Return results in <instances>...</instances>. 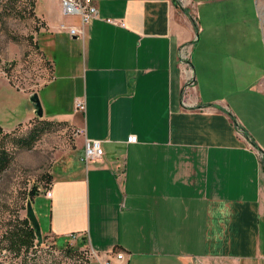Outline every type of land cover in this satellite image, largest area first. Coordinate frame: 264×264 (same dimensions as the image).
<instances>
[{"label":"crops","instance_id":"1","mask_svg":"<svg viewBox=\"0 0 264 264\" xmlns=\"http://www.w3.org/2000/svg\"><path fill=\"white\" fill-rule=\"evenodd\" d=\"M263 1L93 0L81 24L35 0L43 118L82 131L50 166L44 236L114 264H264Z\"/></svg>","mask_w":264,"mask_h":264},{"label":"rangeland","instance_id":"2","mask_svg":"<svg viewBox=\"0 0 264 264\" xmlns=\"http://www.w3.org/2000/svg\"><path fill=\"white\" fill-rule=\"evenodd\" d=\"M41 1L57 17L59 0ZM35 14V0H0V128L15 131L0 139V146L12 154L9 167L0 175V263L102 264L103 259L88 247L63 240L56 245L44 236L48 205L43 191L50 181V166L74 149L81 135L79 128L69 124L72 113L53 117L30 149H19L11 142L10 136L25 135L31 124L24 93L32 94L52 79V65L38 35L42 21ZM28 202L36 213L41 239L36 236L22 244L31 225L26 216Z\"/></svg>","mask_w":264,"mask_h":264},{"label":"built area","instance_id":"3","mask_svg":"<svg viewBox=\"0 0 264 264\" xmlns=\"http://www.w3.org/2000/svg\"><path fill=\"white\" fill-rule=\"evenodd\" d=\"M61 14L62 16H72L79 19L81 24H87L90 20L96 18L98 16L97 7L94 5L93 0H61ZM108 21H110L108 19ZM63 27V25H62ZM69 34L72 36H78L79 30L73 26H69ZM75 107L77 110L82 111L84 106L82 100L76 101ZM80 133L82 131L80 130ZM136 136L130 135L127 138V142H135ZM103 154V148L101 145V141L95 139H85L83 145V155L81 160L87 163L90 160L98 159ZM122 173V171H121ZM44 195L46 197H51V190H44ZM70 245L75 244V240L77 239L76 234H72L70 236ZM95 255H98L94 250H92ZM112 258L119 260L121 262H125L126 258L122 252H115L111 256V258H106L102 261V264H114Z\"/></svg>","mask_w":264,"mask_h":264},{"label":"trees","instance_id":"4","mask_svg":"<svg viewBox=\"0 0 264 264\" xmlns=\"http://www.w3.org/2000/svg\"><path fill=\"white\" fill-rule=\"evenodd\" d=\"M52 122L53 120L35 117L33 120L29 122L31 124L27 129V133L22 136H10L11 142L13 143L14 146H16L19 149H30L34 145V143L40 138V136L46 130V128L49 125H51ZM14 132L15 131H11V132L3 131L0 128V139L3 136H6L9 133H14ZM11 161H12V154L7 149L0 146V175L9 167ZM25 236L27 239L22 240L21 241L22 244H26L28 242L31 243L36 238L35 230L30 224H28V228L25 233Z\"/></svg>","mask_w":264,"mask_h":264},{"label":"water","instance_id":"5","mask_svg":"<svg viewBox=\"0 0 264 264\" xmlns=\"http://www.w3.org/2000/svg\"><path fill=\"white\" fill-rule=\"evenodd\" d=\"M26 107L34 111L36 118H43L42 108L38 99L37 92H33L32 94L29 95L28 100L26 101ZM26 216L30 221L32 227L34 228L36 236L40 240L41 239L40 227L34 209L30 202H28L26 207Z\"/></svg>","mask_w":264,"mask_h":264}]
</instances>
